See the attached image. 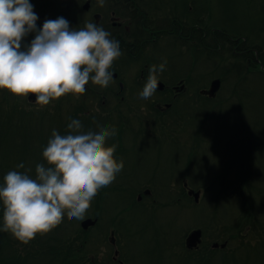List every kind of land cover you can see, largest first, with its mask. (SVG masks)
I'll return each instance as SVG.
<instances>
[{
    "label": "flooded vegetation",
    "instance_id": "af4514ba",
    "mask_svg": "<svg viewBox=\"0 0 264 264\" xmlns=\"http://www.w3.org/2000/svg\"><path fill=\"white\" fill-rule=\"evenodd\" d=\"M248 1L255 6L256 12L249 14L245 25L243 20H240L238 25L212 20L213 0H105L104 7H99L96 0H80L77 4L75 1L67 2V6H63L61 11L43 9V3L42 7L35 6L40 0H30V3L39 17L38 28L42 29L46 19L64 17L69 21L71 28L78 30L84 27L86 22L95 23L111 33V38L119 41L122 55L110 69L113 73L111 84L107 88H101L97 85L93 87L89 83L80 99L70 94L64 96L63 98L71 103V107H75L77 100L84 99V112L92 113L97 118L103 116L96 111L99 98L102 105L110 104L116 112L126 110L124 116L131 114L133 110H142L140 112L155 116L157 110L168 112L174 107L183 111L189 108L190 112L185 111L186 116L179 123L170 122L168 125L179 128L178 138L182 148L186 149L189 143V150L197 152L199 147H202L199 134L203 136V128L199 129L198 125H203L202 114L199 113L203 108V98L212 100L214 106L216 102H224L227 98L220 97L219 94L212 98L206 95L205 90L209 86H203V81H192V67L187 59H184L180 75L176 70L175 74L172 73L166 65V70L159 74L158 81L161 84H158L155 94L149 100L140 99L139 93L147 81L149 67L153 64L159 65L165 59L168 61V55L159 53V50L172 47L179 51L184 49L185 54L192 58V63L197 65L202 58L203 48L225 46L229 49L227 74H235L241 79H259L261 82L264 79V0ZM232 4L233 0H227L223 8L229 10ZM34 38L35 33L29 34L22 42V47L30 44ZM220 90L222 91L223 87ZM29 104L39 108L35 102ZM174 115L173 112L166 116ZM154 120L157 119H149L152 123ZM134 122L120 118L118 121L111 120L108 125L114 126L118 135L121 130L130 129ZM155 123H158V120ZM215 124V121H211L206 126ZM207 130L216 136V127H207ZM117 135L109 139L111 143ZM218 140H222L221 136H218ZM230 143L224 142L227 149L231 148ZM247 143L245 150H238L244 163H232L229 166V169H237L243 173V176L232 177L227 186L232 188L235 194L243 196L241 202L244 213L240 216L233 214L231 217L234 221L228 224L229 239L232 243L229 258L235 263L240 261L241 264H251L253 256L259 255V263L264 264V199L251 198L252 188H246L250 181L246 173L248 167H253L249 158L250 149L254 147L249 139ZM98 223L88 231V264L106 262L107 254L103 248L92 252L93 245L100 244L104 235ZM93 228L96 230L92 231ZM108 241L114 246L117 244V239H113L111 233ZM119 242L122 246L123 242ZM242 252L243 256L238 258V254ZM111 254L114 264H126L120 258L123 255L122 248L115 249Z\"/></svg>",
    "mask_w": 264,
    "mask_h": 264
},
{
    "label": "clouds",
    "instance_id": "9594fccd",
    "mask_svg": "<svg viewBox=\"0 0 264 264\" xmlns=\"http://www.w3.org/2000/svg\"><path fill=\"white\" fill-rule=\"evenodd\" d=\"M99 7L105 0H96ZM30 0H0V90L20 98L36 97L43 108L66 95L80 99L89 82L107 88L110 71L122 55L119 41L95 23L71 28L64 17L46 19L42 29ZM35 33L30 44L23 45ZM166 59L149 67L139 98L149 100L158 88ZM67 134L56 130L42 152L47 165H36L35 178L26 172L9 171L0 185L3 223L0 232L10 233L23 245L69 221L83 220L102 188L111 185L124 167L117 161L114 126L99 132L83 131L78 119H70ZM18 168H24L21 163Z\"/></svg>",
    "mask_w": 264,
    "mask_h": 264
},
{
    "label": "trees",
    "instance_id": "16d2710c",
    "mask_svg": "<svg viewBox=\"0 0 264 264\" xmlns=\"http://www.w3.org/2000/svg\"><path fill=\"white\" fill-rule=\"evenodd\" d=\"M40 1L35 6L42 7L41 3H43V9L50 8L55 11H61L63 6H67V2L75 1V4L80 2V0ZM91 84L96 87L93 83ZM203 99V108L199 111L203 112L204 110L207 113L216 115L215 108L207 106L210 104V100L207 98ZM28 105L26 101L16 98V96L7 91L0 90V185H3L4 176L9 171L15 170L22 173L27 171L26 156H29L30 161L33 162L34 168L28 173L33 178L36 175L37 164L44 163L47 165L42 156V152L47 145V138H42L36 134V129L39 126L57 127L58 132L64 135L68 132L67 125L70 123V119L80 120L85 132L88 130L93 131L94 125H92V122L97 119L96 117H88V119L84 117V99L77 100L74 108L63 97L61 100L43 108ZM185 111L190 112V109L185 108L183 111L179 107H174L168 112L157 110L155 116L154 114L150 116L148 113L144 114V112L140 111L131 112L135 117V124L132 123L130 129L121 130L118 133L116 138L118 147L114 153L117 160H123V171L117 175L123 180L120 183L114 181L111 185L102 188L91 203L92 211L86 213V215L99 216L101 219L109 215L118 218L129 210L143 206L145 209H143L142 213L145 218H149L151 225L155 229L152 234L153 238L161 241L167 240L172 236L171 233L161 232L157 228V211L169 205L179 204L185 206L192 202L179 178L167 183L159 180L166 178L169 175L167 173L172 171L174 165L172 164V167H169L166 161L159 162L158 164L161 166L160 172L166 175H160L156 178L151 177L144 180L139 186L135 185V181L139 176L127 171L126 166L129 165L133 154L139 153L140 150L144 149V145H139L138 147L136 143L138 139L139 142L142 139L153 140L150 143L152 149L156 150L158 161L163 158L162 154H167L169 148L175 151L176 154L181 152V140L178 138L179 128L169 127L166 115L174 112L175 115L172 116L174 120L177 121L178 117L181 121L186 116ZM150 117L158 121L161 119V121L155 123L157 120H154V123H152L149 121ZM202 119L203 125H198L199 129H202L207 121L206 118ZM17 139H20V144L18 145L21 147L20 153H15L16 144L14 142ZM166 144L170 146L166 147ZM143 158H150V156ZM189 158L190 155L188 160L191 162L192 159ZM21 163L24 164V168L17 167ZM171 173L174 175V172ZM210 175L213 177L211 173ZM173 184L176 186L171 187ZM211 185L212 182L206 184L204 189V191H207L206 194L213 187ZM144 188H150L152 194L140 202L137 200V195ZM2 223L3 206L2 202H0V225ZM74 223L75 225L77 224L75 219H73V222H69L67 216H65L58 227L44 236L37 235L28 245L21 244L10 233L0 232V264H84L86 250L90 247L86 238L87 232L78 227V225L73 228L72 225ZM224 223L225 220L219 219L216 215L210 217L203 225L206 241L198 249H188L185 246L183 236L182 238L174 239L171 243L157 245L156 247L159 250L155 249L160 254H165L169 249L170 254L167 253V255L170 264H211L217 255L224 258V256L217 254L218 250L209 247L208 243V240L214 242L221 238L216 233L219 229L218 226ZM116 230L118 232L119 227ZM75 257L77 258L74 259Z\"/></svg>",
    "mask_w": 264,
    "mask_h": 264
},
{
    "label": "rangeland",
    "instance_id": "374dc122",
    "mask_svg": "<svg viewBox=\"0 0 264 264\" xmlns=\"http://www.w3.org/2000/svg\"><path fill=\"white\" fill-rule=\"evenodd\" d=\"M226 2L227 0H213L212 20L215 19L217 22H223L225 24L232 22L236 25H238L240 20H243V24L245 25L248 22L249 14L251 12H256L255 6L249 3L248 0H233L232 8L229 10L223 8ZM24 40H26V38ZM159 53L168 55L167 65L171 72L175 74V66L178 62V53H174V48L160 49ZM227 54H229V49H227ZM185 56H188V54H185ZM181 59L182 58L179 57V60ZM214 60H204L202 71L196 75V82L206 81L210 74V69L208 68ZM231 75L232 79L230 81L228 80L227 83L224 84L225 89L223 88L220 93V97L228 98V100L225 102L220 101L219 105L221 107L215 109L216 115L219 117L213 115L212 113H207L204 110L202 112V116L207 117L212 121L218 119L217 124L221 130L219 135H222V139L224 140L219 141L221 145L225 146V141L232 142L236 139V145H240L241 150L243 151L248 146V139L250 137L255 139L256 142L254 147L250 149V160L252 162L253 169L256 170L259 168L262 172H264V92L257 93L254 87H252V89L247 88L243 91V88L246 86L245 82L240 80V78H238L235 74ZM233 80H239L236 85V89ZM255 83L256 82L253 80L252 84ZM232 92H242V94L237 93V95H235L232 94ZM127 93L128 91L126 90V94ZM16 98L23 100V98L20 97ZM24 100H26V98H24ZM54 102L56 101L51 103ZM17 115L20 117L19 114ZM106 126L108 127L110 125H101V127ZM53 130L58 132L57 127L39 126V128L36 129V134L40 135L42 138H47L46 141L48 144ZM99 130L100 129H96L95 132H99ZM237 131L240 136L234 138ZM147 140L151 141L152 139ZM214 141L215 140L210 138L207 144L203 146L194 157H192L193 168L192 172L189 174V180L194 186L204 184L201 182L202 174H209L213 172L214 168L220 166L227 167L232 163H236L238 165L241 160L238 157L239 151L237 148L231 150L227 149L222 154L221 151L217 150L218 145L215 144ZM14 143L16 144L15 153H20L21 147L18 146L20 144V139H17ZM110 144L111 142L108 140V145ZM207 145H214L216 149ZM167 146L170 145L166 144V147ZM146 152L152 157L143 158L140 153H135L129 162V167L140 174V182L151 177L166 175L160 172L161 166L158 163L166 161L167 165L172 167L173 159L180 158V154L170 151L168 154H162L161 156L163 158L158 161L156 151L153 150L152 147H148ZM184 157L187 160V154H185ZM26 158L27 170H33V162L30 161L29 156H26ZM155 170L156 172H154ZM184 170L185 164L183 161L180 162L179 170L177 172H183ZM167 174H170V172ZM228 175L231 176V174ZM250 175L254 179L257 178V173L252 169ZM232 176H234V174ZM197 182L199 184H197ZM244 183L247 184L246 182ZM206 184L208 183L204 184V189ZM206 192L207 191H204V194L202 193L200 206L191 205V203L185 206L175 204L173 206L161 208L157 211V213L160 212V216L157 218L156 223L157 228L161 232L171 233V237H173L167 240L157 241L154 239L152 234L155 229L151 225L149 218H145V215L142 213L145 208L143 206L135 208L133 210L130 230H140L133 238H128L124 242V249L128 251V259L130 262L135 261L136 264H170L167 255L168 252H165V254L158 253L155 249L157 245L171 243L174 238H182L187 230V232H189L192 228L198 226L202 220H207L213 215L230 217L233 214L234 209L238 204L237 201L225 199L217 193L211 194V192H208L206 194ZM213 207L217 208L215 213H213ZM90 210L91 209H89L88 212H90ZM85 217H87V215H85ZM80 221L81 220H79V223ZM204 222L205 221H203V223ZM130 262L128 264H130ZM251 264H259L256 255L253 256Z\"/></svg>",
    "mask_w": 264,
    "mask_h": 264
},
{
    "label": "water",
    "instance_id": "95a60500",
    "mask_svg": "<svg viewBox=\"0 0 264 264\" xmlns=\"http://www.w3.org/2000/svg\"><path fill=\"white\" fill-rule=\"evenodd\" d=\"M158 83L161 84L159 81H158ZM220 84H221L220 79L213 80L211 83L210 89L207 90L206 92L209 95L214 96L217 93V91L219 90ZM29 98L30 99H32V98L36 99V97L34 95H30ZM148 193H150V191L146 190L145 194H148ZM189 194L193 195L195 197L196 201L199 200L200 191H195L194 189H189ZM93 223H95L94 220L87 218L82 222V225H83V227L86 228L87 224H93ZM201 236H202V230L201 229H194L193 231H191L190 234L186 238L187 247H189V248L196 247L201 242ZM217 245L218 244H214L215 247Z\"/></svg>",
    "mask_w": 264,
    "mask_h": 264
},
{
    "label": "bare ground",
    "instance_id": "6f19581e",
    "mask_svg": "<svg viewBox=\"0 0 264 264\" xmlns=\"http://www.w3.org/2000/svg\"><path fill=\"white\" fill-rule=\"evenodd\" d=\"M252 142H256V140L254 139V141H252Z\"/></svg>",
    "mask_w": 264,
    "mask_h": 264
}]
</instances>
